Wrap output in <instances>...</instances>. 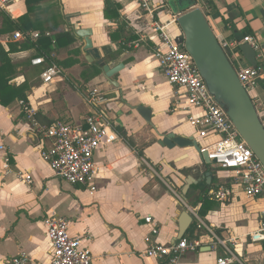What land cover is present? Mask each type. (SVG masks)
I'll use <instances>...</instances> for the list:
<instances>
[{
	"label": "crops",
	"instance_id": "crops-1",
	"mask_svg": "<svg viewBox=\"0 0 264 264\" xmlns=\"http://www.w3.org/2000/svg\"><path fill=\"white\" fill-rule=\"evenodd\" d=\"M13 1L2 13L18 21L29 13L28 4L26 0ZM112 1L121 7L119 20L105 18L106 0L33 1L29 17L37 30L31 34L44 31L50 35L45 37L52 38L51 62L61 66L60 62L73 59L80 63L61 66L64 76L46 85L41 79L44 67L32 64L46 56L35 48L20 52L11 56L15 67L12 83L26 89L28 108L35 111L40 126L49 127L58 120L80 125L88 115L98 112L109 120L112 132L110 141L96 152V192L91 194L87 186H72L56 177L41 155L50 142L28 119L20 100L9 107L0 104V264H10L23 254L32 264L50 261L52 246L45 219L51 211L71 221L74 237H90L85 245L93 253V264H164L144 257L145 238L151 230L146 218L151 217L159 229L153 242L173 244L179 241L181 215L190 213V208L197 210L201 221L247 264H264V243L254 244L248 237L260 226L264 199L248 198L233 171L207 165L194 148L159 145L170 133L194 137L201 147L216 138L204 139L190 126L185 92L168 83L156 58L161 42L150 16L136 0ZM166 3L168 14L162 16L163 22L176 15L169 0ZM206 3L204 12L216 38L231 42L236 33L250 31L247 36L259 46L257 67L264 69V0ZM68 15L74 17L70 22ZM76 25L94 31L95 47L107 64H124L113 78L120 88L111 85L103 73L93 78L94 64L86 61ZM2 26L0 18V29ZM120 29L124 30L121 38ZM170 31L182 35L176 25L170 26ZM68 32L73 33L76 43L59 48L55 37ZM112 36L117 37L115 41ZM26 40H15L10 34L2 36L0 43L9 50L10 43ZM240 47L234 52L236 69L250 66ZM77 49L80 56L70 54ZM94 89L107 96V104L93 107L86 102V95ZM251 98L264 104V81L251 91ZM139 105L152 110V125L136 111ZM6 157L13 171L10 175L3 170ZM19 172L30 174L33 183L19 180ZM220 187L233 191L229 201L206 198L209 191ZM199 225L194 219L184 238L199 240L202 247L184 255L180 264H214L225 255L223 247H216L212 233Z\"/></svg>",
	"mask_w": 264,
	"mask_h": 264
},
{
	"label": "built area",
	"instance_id": "built-area-1",
	"mask_svg": "<svg viewBox=\"0 0 264 264\" xmlns=\"http://www.w3.org/2000/svg\"><path fill=\"white\" fill-rule=\"evenodd\" d=\"M140 8L152 19L155 32L161 42V48L156 53L164 76L168 83L185 92V107L189 112V124L197 130L200 137L207 139L215 137L208 146H202V152H206L211 162L222 170H231L234 178L243 187L246 196L250 199H264V166L251 150L249 145L241 137L226 110L221 107L210 93L203 76L192 56L186 51L183 36H175L170 31V26H178V16L171 15L169 22H163L162 16L168 14L166 0H136ZM13 0H0V12H7ZM206 0H197V6L205 11ZM205 14V12H204ZM45 36H50L46 34ZM41 38L39 33L25 36L18 32L15 40L30 39L37 41ZM221 48L232 63L237 77L251 98V91L264 81V69L261 67L235 68L234 52L243 44H250L257 52L259 46L251 36L242 41L218 40ZM34 66L44 67L41 79L44 84H53L64 76V70L55 62H48L41 57L32 61ZM252 99V98H251ZM253 101V99H252ZM86 102L93 107H100L108 103V98L98 89L90 90L86 95ZM24 107L23 102H20ZM258 117L264 127V104L254 102ZM28 119L31 120L37 131L48 140L50 145L43 149L41 155L50 164L57 178L72 186H87L91 194L96 192L94 178L96 174V152L110 141L111 124L101 113L88 115L82 124H72L65 120H58L52 126H40L35 119V111L25 109ZM195 112V113H194ZM198 112V113H196ZM4 150V147H1ZM153 172L154 169L150 167ZM3 170L6 175L13 173L10 159H4ZM16 177L26 184L33 183L30 174L19 172ZM233 195V191L227 187L213 189L206 194V198L215 202H227ZM194 219L200 222L199 228L208 229L217 244L224 248L225 255L218 258L214 264H247L227 244L220 240L213 231L201 221L198 211L189 209ZM146 223L151 226L150 234L146 236L147 249L144 257L161 260L164 264H180L184 255L196 252L202 247L199 240L183 238L173 244L153 242V237L159 235V229L153 225L151 217L146 218ZM48 237L51 242L52 252L50 261L41 264H93L94 256L86 242H90L89 236L74 237L71 233V221L51 211L45 219ZM252 243H264V211L262 221L257 230L248 236ZM10 264H32L29 256L23 254L11 260Z\"/></svg>",
	"mask_w": 264,
	"mask_h": 264
},
{
	"label": "water",
	"instance_id": "water-1",
	"mask_svg": "<svg viewBox=\"0 0 264 264\" xmlns=\"http://www.w3.org/2000/svg\"><path fill=\"white\" fill-rule=\"evenodd\" d=\"M196 6L197 0H169L170 9L178 16V27L182 32L185 49L192 56L210 93L215 101L226 110L241 137L264 166V127L253 101L242 87L236 71L221 48L206 15ZM70 18L74 17L68 15L69 22ZM75 34L84 44L83 52L86 61L89 64H96L111 85L120 88L113 78L124 69V64L112 67L106 63L99 49L95 47L92 39L94 31L91 28H80L76 25ZM240 50L252 67L258 66L257 52L250 44H243ZM135 109L148 124L152 125V110L150 108L139 105ZM159 145L168 149L194 148L207 165L215 164L210 161L206 152H202L199 142L194 137H178L170 133L159 141ZM193 222L194 218L188 211L182 213L178 240L184 238Z\"/></svg>",
	"mask_w": 264,
	"mask_h": 264
},
{
	"label": "trees",
	"instance_id": "trees-1",
	"mask_svg": "<svg viewBox=\"0 0 264 264\" xmlns=\"http://www.w3.org/2000/svg\"><path fill=\"white\" fill-rule=\"evenodd\" d=\"M28 4L29 13L33 10V1L26 0ZM121 7L115 4L112 0H106L105 2V18L108 20H119L120 18ZM29 13L21 17L18 21H14L11 17L0 12V18H3V26L0 29V38L5 35L13 34L20 32L25 36H29L32 31H35L34 24L31 22ZM121 35L124 33L123 29L118 30ZM41 38L37 41L27 39L23 44L19 43H10L9 50H6L5 47L0 43V104L4 107H9L16 100L23 102V109L25 110L27 105V95L26 89L24 87L15 86L13 81L15 67L12 63L11 56L20 52H24L31 49H37L41 56H46L48 62H51V57L49 56L52 51V38H46L45 32L39 33ZM250 34V31H245L243 34H237L236 38L232 41H241L244 37ZM116 36H112V40H116ZM56 43L59 48H67L76 43L75 36L72 32L61 34L55 37ZM126 40V39H124ZM184 41V39L182 38ZM50 51V52H49ZM70 54L75 56H80L81 52L79 49L73 50ZM80 62L78 60H66L65 62H60V65L64 68L73 67ZM93 68V78L100 76L103 72L96 65L91 66ZM193 232V228L190 230V233Z\"/></svg>",
	"mask_w": 264,
	"mask_h": 264
}]
</instances>
